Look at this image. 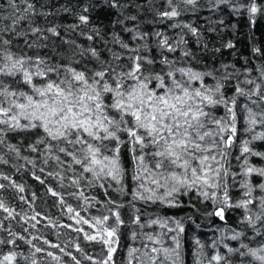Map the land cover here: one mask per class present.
Here are the masks:
<instances>
[{"label": "snow or ice", "instance_id": "snow-or-ice-1", "mask_svg": "<svg viewBox=\"0 0 264 264\" xmlns=\"http://www.w3.org/2000/svg\"><path fill=\"white\" fill-rule=\"evenodd\" d=\"M262 21L264 0H0V264H264Z\"/></svg>", "mask_w": 264, "mask_h": 264}, {"label": "trees", "instance_id": "trees-1", "mask_svg": "<svg viewBox=\"0 0 264 264\" xmlns=\"http://www.w3.org/2000/svg\"><path fill=\"white\" fill-rule=\"evenodd\" d=\"M206 15V13L204 14ZM184 19L189 20V22H196V17L192 16L190 19L188 17H184ZM239 30L241 32H247V26L244 22H241L240 25L238 26ZM260 31L264 32V21L261 22L260 24ZM226 35L228 36H232V33L230 30L227 31ZM257 39H264V37H260L258 36ZM246 43V42H245ZM241 50L245 51V45L241 44L240 45ZM16 179L19 182H24L26 183V185L28 186V192L26 194H30V192H36L37 193V200L35 201L34 207L37 211H40L42 214L45 215H51L53 219H59L61 223H71V221H69L67 219L66 216L61 217L59 210L55 207H52V198L46 194L45 189L43 186L39 185L37 182L33 181L28 175L27 173H25L23 176H18L16 177ZM70 203H72L74 206L76 204V201L74 200H69ZM12 204L14 206L17 207V209H20V205L17 204V202L15 200L12 201ZM26 208V206H24ZM83 215H89V213H82ZM91 214H97L95 213V210H92ZM46 223V221H42L41 225H39L38 227L40 228V231L38 233H36L37 235H44L46 237H48L49 239H51L53 242H57V243H63V242H67L69 240H72L74 243L75 242H80L81 245L83 247H85L90 254L95 255L96 252L99 251V245H94V244H89L87 242H84L82 240V237L80 238L79 241L76 240L77 237V233L75 232H71L70 230L67 229H59V231L62 233V235L60 237H57L53 230L51 229H46L43 227V224ZM87 230V227L84 226ZM17 230H19V227L17 226ZM35 231V230H32ZM210 234L209 233H201V236L203 238H207ZM39 243V242H37Z\"/></svg>", "mask_w": 264, "mask_h": 264}]
</instances>
